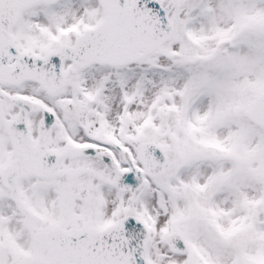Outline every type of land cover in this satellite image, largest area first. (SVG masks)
<instances>
[{"label":"snow or ice","instance_id":"obj_1","mask_svg":"<svg viewBox=\"0 0 264 264\" xmlns=\"http://www.w3.org/2000/svg\"><path fill=\"white\" fill-rule=\"evenodd\" d=\"M0 264H264V0H0Z\"/></svg>","mask_w":264,"mask_h":264}]
</instances>
